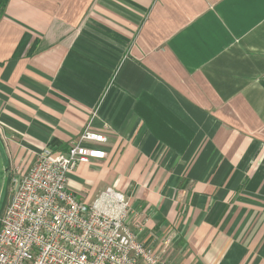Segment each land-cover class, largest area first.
I'll use <instances>...</instances> for the list:
<instances>
[{
  "label": "crops",
  "instance_id": "obj_1",
  "mask_svg": "<svg viewBox=\"0 0 264 264\" xmlns=\"http://www.w3.org/2000/svg\"><path fill=\"white\" fill-rule=\"evenodd\" d=\"M87 125L67 187L124 192L161 264H264V0H7L0 217Z\"/></svg>",
  "mask_w": 264,
  "mask_h": 264
},
{
  "label": "built area",
  "instance_id": "obj_2",
  "mask_svg": "<svg viewBox=\"0 0 264 264\" xmlns=\"http://www.w3.org/2000/svg\"><path fill=\"white\" fill-rule=\"evenodd\" d=\"M104 139L87 125L66 152L44 148L23 174L9 170L12 196L0 217V264H161L166 246L156 253L145 240L124 192L110 186L84 201L67 187L79 163L105 156L81 141Z\"/></svg>",
  "mask_w": 264,
  "mask_h": 264
},
{
  "label": "trees",
  "instance_id": "obj_3",
  "mask_svg": "<svg viewBox=\"0 0 264 264\" xmlns=\"http://www.w3.org/2000/svg\"><path fill=\"white\" fill-rule=\"evenodd\" d=\"M6 1L7 0H0V15H1V12H2V8L4 7Z\"/></svg>",
  "mask_w": 264,
  "mask_h": 264
}]
</instances>
